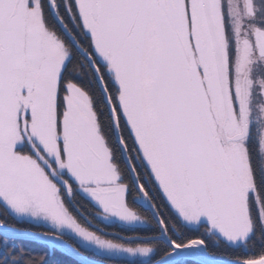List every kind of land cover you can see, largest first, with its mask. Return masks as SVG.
Returning a JSON list of instances; mask_svg holds the SVG:
<instances>
[{"label":"snow or ice","instance_id":"obj_1","mask_svg":"<svg viewBox=\"0 0 264 264\" xmlns=\"http://www.w3.org/2000/svg\"><path fill=\"white\" fill-rule=\"evenodd\" d=\"M0 264H264V0H0Z\"/></svg>","mask_w":264,"mask_h":264}]
</instances>
